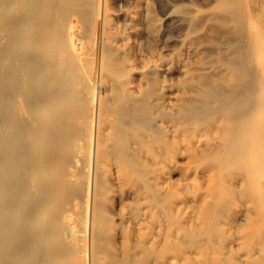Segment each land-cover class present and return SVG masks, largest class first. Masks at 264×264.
I'll return each instance as SVG.
<instances>
[{
    "label": "bare ground",
    "instance_id": "bare-ground-1",
    "mask_svg": "<svg viewBox=\"0 0 264 264\" xmlns=\"http://www.w3.org/2000/svg\"><path fill=\"white\" fill-rule=\"evenodd\" d=\"M138 1L5 0L0 264H264V0L176 82Z\"/></svg>",
    "mask_w": 264,
    "mask_h": 264
},
{
    "label": "rangeland",
    "instance_id": "rangeland-1",
    "mask_svg": "<svg viewBox=\"0 0 264 264\" xmlns=\"http://www.w3.org/2000/svg\"><path fill=\"white\" fill-rule=\"evenodd\" d=\"M139 0L138 2H141ZM148 2V12L154 22L160 24L158 47L154 46V52L169 54L171 52L183 50L182 55L172 66V81H180L181 77L175 74L177 68L182 67L186 71L194 65L208 64L212 59L226 60L225 52L221 50L223 46H229L231 38L225 24L223 25L221 2L222 0H146ZM5 0H0V10L4 8ZM0 11V55L4 57V17ZM211 15H210V14ZM221 14V15H219ZM223 15V16H222ZM215 16V17H214ZM221 16V17H220ZM185 17L193 19L188 23ZM206 17V18H205ZM214 17V18H213ZM224 19V18H223ZM227 30V31H226ZM185 43V47L183 46ZM2 46V47H1ZM198 46L199 49L196 48ZM220 46V47H219ZM162 47V49H161ZM187 49V50H186ZM216 49V50H215ZM220 51L218 52L217 51ZM220 49V50H219ZM217 51V52H216ZM181 52V51H180ZM4 59V58H2ZM0 59V83L4 86V66ZM2 72V73H1ZM0 85V113H3L2 100L3 89ZM0 114V124L2 115ZM0 134V140H1ZM2 147L0 146V150ZM3 149L0 154L2 155Z\"/></svg>",
    "mask_w": 264,
    "mask_h": 264
}]
</instances>
